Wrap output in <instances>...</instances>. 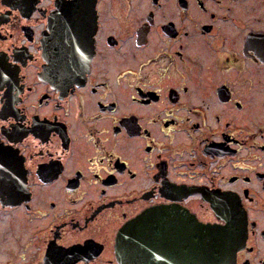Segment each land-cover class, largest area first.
Returning <instances> with one entry per match:
<instances>
[{"label":"flooded vegetation","instance_id":"obj_1","mask_svg":"<svg viewBox=\"0 0 264 264\" xmlns=\"http://www.w3.org/2000/svg\"><path fill=\"white\" fill-rule=\"evenodd\" d=\"M227 201L264 264V0H0V264H119L150 212L138 264L203 263Z\"/></svg>","mask_w":264,"mask_h":264},{"label":"water","instance_id":"obj_2","mask_svg":"<svg viewBox=\"0 0 264 264\" xmlns=\"http://www.w3.org/2000/svg\"><path fill=\"white\" fill-rule=\"evenodd\" d=\"M67 24V22H64ZM60 29V28H58ZM70 30H73L72 27ZM62 31V30H60ZM72 54L64 53L65 62L72 61ZM239 207L227 201L224 211L218 214L226 224L216 226L210 224H199L193 219L192 230L197 235L198 246L207 248V256H204V262H194L193 264H234L235 252L242 245L243 237L239 233L244 229V220H239L242 215ZM156 212L145 213L131 220L120 232L117 238V257L119 264H138L139 262V236L140 232L151 229L149 224H153L156 219ZM148 226V227H147ZM147 245V243H145ZM197 244L194 242V247ZM194 256V261L198 260ZM201 259V258H200Z\"/></svg>","mask_w":264,"mask_h":264}]
</instances>
